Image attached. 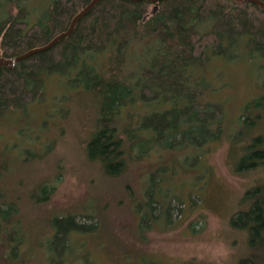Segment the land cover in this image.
I'll return each instance as SVG.
<instances>
[{
  "label": "rangeland",
  "instance_id": "obj_1",
  "mask_svg": "<svg viewBox=\"0 0 264 264\" xmlns=\"http://www.w3.org/2000/svg\"><path fill=\"white\" fill-rule=\"evenodd\" d=\"M54 1L0 0V23L11 17L30 26L46 23ZM147 6L149 14L158 10L151 2ZM211 21L197 30L208 33ZM246 41L232 46V58L222 53L205 68L209 88L202 100L223 106L224 129L215 143L197 148L187 143L176 151L177 165L184 166L181 153L191 161L186 171L177 166L169 176L170 197H179L169 211L156 204L151 212L142 199L151 180L141 172L145 164L134 163L119 178H109L88 158L97 100L68 87V77L48 75L45 101L1 114L0 191L18 205L22 228L15 253L6 248L8 237L0 240V264H239L247 258L248 230L235 227L233 218L251 208L248 191L264 186V163L239 170L248 146L264 150V108H248L264 96V56ZM129 111L142 115L144 105ZM169 179L160 181L161 191ZM68 214L76 228L61 251L53 219Z\"/></svg>",
  "mask_w": 264,
  "mask_h": 264
},
{
  "label": "trees",
  "instance_id": "obj_2",
  "mask_svg": "<svg viewBox=\"0 0 264 264\" xmlns=\"http://www.w3.org/2000/svg\"><path fill=\"white\" fill-rule=\"evenodd\" d=\"M90 1L55 0L46 23L30 26L13 17L1 22L0 59H12L46 45L67 31ZM148 3L101 0L69 37L13 68L0 67V115L10 108L45 101L48 75L68 77V87L97 100L98 116L87 145L88 158L100 163L109 178H119L134 163L145 164L141 172L151 180L142 199L153 212L156 204L159 211H169V203L179 198L170 197L173 186L169 176L191 159L181 153L184 166L177 165L176 151L185 149L187 143L197 148L221 138L223 106L202 100L209 88L204 82L205 68L222 53L232 58V46L243 43V38L251 51L264 56V9L248 1L163 0L151 2L158 10L149 14ZM209 20L212 29L199 32L197 27ZM151 36L154 40L150 41ZM249 58H254L253 52ZM137 104L144 105L142 115L129 111ZM248 108H264V96ZM253 146L246 148L247 157L239 170L264 163V150H253ZM161 151L168 155L163 158ZM194 157L198 162L199 155ZM165 178L169 184L161 191L160 181ZM247 196L251 197V208L233 218L235 227L249 233L250 255L239 264H260L264 263V186L248 191ZM20 214L18 205L7 201L0 191V235L8 237L6 248L12 247L13 253L18 243L14 241L21 234ZM53 222L57 223L54 242L62 251L70 240L69 230L76 228L74 215L54 218Z\"/></svg>",
  "mask_w": 264,
  "mask_h": 264
},
{
  "label": "water",
  "instance_id": "obj_3",
  "mask_svg": "<svg viewBox=\"0 0 264 264\" xmlns=\"http://www.w3.org/2000/svg\"><path fill=\"white\" fill-rule=\"evenodd\" d=\"M101 0H91L89 2V4L87 6H85L71 21L70 23V26L68 28L67 31L63 32V33H60L59 35H57L56 37H54L49 43H47L46 45L42 46V47H38V48H35V49H32L28 52H26L25 54L23 55H20V56H17L15 58H12V59H7V58H1L0 59V67L2 66H8L9 68H13L15 63L21 61V60H24V59H27L29 58L30 56L34 55V54H37V53H40V52H43V51H46L50 48H52L53 46H55L60 40L64 39V38H67L69 37L77 23L83 18L85 17ZM128 1H132V2H141V1H148V2H154V3H158L160 1H163V0H128ZM234 1H248V2H251V3H254L260 7H262L264 9V1L262 0H234ZM157 7V6H156Z\"/></svg>",
  "mask_w": 264,
  "mask_h": 264
}]
</instances>
